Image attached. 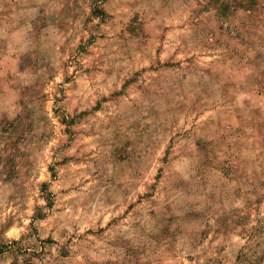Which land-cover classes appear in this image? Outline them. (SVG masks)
Instances as JSON below:
<instances>
[{
    "label": "rangeland",
    "instance_id": "1",
    "mask_svg": "<svg viewBox=\"0 0 264 264\" xmlns=\"http://www.w3.org/2000/svg\"><path fill=\"white\" fill-rule=\"evenodd\" d=\"M0 264H264V0H0Z\"/></svg>",
    "mask_w": 264,
    "mask_h": 264
}]
</instances>
